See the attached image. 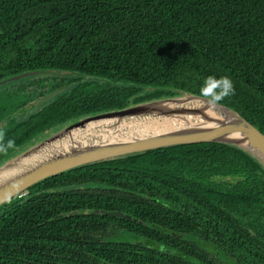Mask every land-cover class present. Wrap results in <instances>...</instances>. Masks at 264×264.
I'll use <instances>...</instances> for the list:
<instances>
[{
    "label": "trees",
    "instance_id": "obj_1",
    "mask_svg": "<svg viewBox=\"0 0 264 264\" xmlns=\"http://www.w3.org/2000/svg\"><path fill=\"white\" fill-rule=\"evenodd\" d=\"M44 68L83 76L15 81L53 76L41 94L75 82L32 107L37 90L0 91L3 144L14 142L0 164L81 117L200 95L209 76L233 81L220 103L264 133V0H0V79ZM0 264H264V165L201 142L51 176L0 207Z\"/></svg>",
    "mask_w": 264,
    "mask_h": 264
},
{
    "label": "water",
    "instance_id": "obj_2",
    "mask_svg": "<svg viewBox=\"0 0 264 264\" xmlns=\"http://www.w3.org/2000/svg\"><path fill=\"white\" fill-rule=\"evenodd\" d=\"M41 74L83 76L80 72L68 69H35L0 79V87ZM73 86L72 83L58 86L38 98L35 104L46 103ZM180 92L178 96L153 99L81 117L15 154L0 164V207L40 181L67 170L103 159L166 146L220 142L243 149L264 165V133L256 125L223 103L219 102L213 107L199 94L185 90ZM193 98L202 102L199 107L182 104ZM162 118L168 119L173 127L158 134L144 135L140 121ZM137 132L139 133L136 134ZM142 134L144 137L127 139L129 136ZM71 135H81L78 140L84 141L85 146L78 147L82 143L77 141L65 150L57 151L56 145L64 143ZM95 212L131 217L119 210L101 209Z\"/></svg>",
    "mask_w": 264,
    "mask_h": 264
},
{
    "label": "clouds",
    "instance_id": "obj_3",
    "mask_svg": "<svg viewBox=\"0 0 264 264\" xmlns=\"http://www.w3.org/2000/svg\"><path fill=\"white\" fill-rule=\"evenodd\" d=\"M235 92L233 81L227 77L216 78L209 76L204 81V85L200 89V95L206 98L210 106L215 107L224 98L233 95ZM4 133L0 131V152L6 151L7 148L13 146V141L9 140L7 145L3 144ZM159 251L164 252L166 248L163 244L160 245Z\"/></svg>",
    "mask_w": 264,
    "mask_h": 264
},
{
    "label": "bare ground",
    "instance_id": "obj_4",
    "mask_svg": "<svg viewBox=\"0 0 264 264\" xmlns=\"http://www.w3.org/2000/svg\"><path fill=\"white\" fill-rule=\"evenodd\" d=\"M201 101L200 100H196L195 98L193 99H188L186 101H183V105L184 106H191V107H199V105H201ZM189 119V117H188ZM139 125L143 128V130L145 131L144 135L148 134V133H153V134H158L163 132L164 130H169L171 129L173 126L170 125V122L168 119H159V120H154V119H148V120H143L139 122ZM183 126V125H181ZM139 132H137L136 134H138ZM144 135H138V136H129L127 139L129 138H137V137H144ZM81 138V135H71L69 139L65 140L64 143L56 145V150L57 151H61V150H65L67 148V146H69L70 144L72 145V143H76L78 141V143H82V145L78 144V147H83L85 146L84 141H79L78 139ZM124 141V140H123ZM47 149H51V148H47ZM40 157V155H38ZM35 157L32 159L34 160ZM2 174V173H1Z\"/></svg>",
    "mask_w": 264,
    "mask_h": 264
},
{
    "label": "rangeland",
    "instance_id": "obj_5",
    "mask_svg": "<svg viewBox=\"0 0 264 264\" xmlns=\"http://www.w3.org/2000/svg\"><path fill=\"white\" fill-rule=\"evenodd\" d=\"M34 79H37L39 82L42 81V83L44 84V89H46L49 84H52L54 77L53 76H47V77L46 76L45 77L37 76ZM24 81H25V83L21 84L20 86L18 83H15V82H13V83L10 82L9 84L7 83L4 85V87H6L7 90H5V88H1L0 91H4L2 94L5 98H10V95L12 92H17L18 87H23L24 85H27L26 81H29V80H24ZM22 118L23 117L20 116V119H22ZM217 178L219 181H222L225 179L224 177H217ZM14 199H16V197Z\"/></svg>",
    "mask_w": 264,
    "mask_h": 264
},
{
    "label": "flooded vegetation",
    "instance_id": "obj_6",
    "mask_svg": "<svg viewBox=\"0 0 264 264\" xmlns=\"http://www.w3.org/2000/svg\"><path fill=\"white\" fill-rule=\"evenodd\" d=\"M64 77H67V76H64ZM55 82V80H53V82L52 83H54ZM10 83V82H9ZM42 82H40V83H32V82H30V81H26V86L27 87H25V89H24V92H32L31 93V95H34L35 94V92H39V95L40 96H36L35 98H34V102H30L29 104H28V107H32V106H36V101H37V99L38 98H40V97H43L45 94H47V92L45 93V94H41L42 93V89H41V84ZM70 83H72V84H74L75 85V82H73V81H69V80H65L64 79V81H63V83H61V85L60 86H62V85H64V84H70ZM21 85V83L19 84V86ZM4 86V85H3ZM2 87V86H1ZM56 87H58V86H56ZM56 87H51L50 89H53V88H56ZM49 89V90H50ZM37 90V91H36ZM48 90V91H49Z\"/></svg>",
    "mask_w": 264,
    "mask_h": 264
},
{
    "label": "built area",
    "instance_id": "obj_7",
    "mask_svg": "<svg viewBox=\"0 0 264 264\" xmlns=\"http://www.w3.org/2000/svg\"><path fill=\"white\" fill-rule=\"evenodd\" d=\"M27 192H28V190H26V191L22 192V193H21V194H19L17 197H22V196L26 195V194H27Z\"/></svg>",
    "mask_w": 264,
    "mask_h": 264
}]
</instances>
